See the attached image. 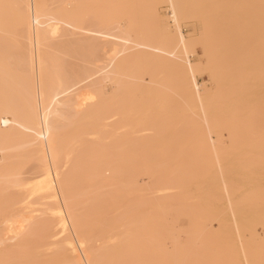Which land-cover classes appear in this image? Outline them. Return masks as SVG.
I'll list each match as a JSON object with an SVG mask.
<instances>
[{"label":"bare ground","instance_id":"6f19581e","mask_svg":"<svg viewBox=\"0 0 264 264\" xmlns=\"http://www.w3.org/2000/svg\"><path fill=\"white\" fill-rule=\"evenodd\" d=\"M66 56L101 60L100 85L68 77ZM31 159L43 180H24ZM201 173L211 193L174 205ZM172 211L183 230H167ZM259 224L264 0H0V264H260Z\"/></svg>","mask_w":264,"mask_h":264},{"label":"rangeland","instance_id":"374dc122","mask_svg":"<svg viewBox=\"0 0 264 264\" xmlns=\"http://www.w3.org/2000/svg\"><path fill=\"white\" fill-rule=\"evenodd\" d=\"M164 12H165V14H169V12L168 11H166L165 9L163 10ZM190 19V20H189ZM193 19V20H192ZM124 21L123 22H125V19H123ZM197 23V24H196ZM196 24V25H195ZM196 26H198V27H196ZM182 30H183V33L187 36V37H190V38H197V34H199V31H200V26H199V24H198V22H196L195 21V19L194 18H186V19H184V21L182 22ZM199 30V31H198ZM198 32V33H197ZM198 43L197 42H195V45H194V47L192 48V50L190 51V53H189V58L191 59V61L192 62H197V65H199L198 63H200V61H201V63L204 65V62L203 61H205V58H204V53H203V48H202V46L199 44V45H197ZM98 50V51H97ZM96 50V55H98V56H96V57H101L100 59H102L103 61L105 60V62H106V59H103V57L104 56H106L104 53H103V50H101V49H97ZM99 50H101L102 52H100ZM196 50V51H195ZM74 55H76V53H74V52H72ZM104 54V55H103ZM201 55H203V56H201ZM107 57V56H106ZM106 57H104V58H106ZM203 59V60H202ZM200 60V61H199ZM64 73H66L65 71H67V73H68V77H70L71 78V76H75V74H77L76 72H78L79 73V75H80V71H82V70H85V75H83V76H81L80 75V77H83V79H84V81H82L81 82V84L83 85H87L86 83H89L90 85L93 83V82H97V81H100L98 78H100V77H98L100 74H101V71H98V70H100V64H101V60H100V63H99V61H98V63L96 62V65L94 66V64L93 65H91L90 63H83V62H81V61H79L76 57H68V56H66V58H64ZM97 64H99V66L97 65ZM102 65H103V62H102ZM101 65V66H102ZM201 66V65H200ZM98 69V70H97ZM109 69V68H108ZM87 70V71H86ZM84 71H82V73H83ZM87 72V73H86ZM90 74H91V76H90ZM197 75V80H198V82H199V84H200V86H201V88L202 87H205V88H207V89H210V87L211 86H213L212 85V81H211V79H210V76H209V74H208V72H207V70H199L197 73H196ZM71 75V76H70ZM89 75V76H88ZM145 78H146V80H148V76H145ZM98 83V82H97ZM97 83H93V84H97ZM102 84L104 83V91L109 95L110 93H112L113 91H115L116 89H118L119 88V86H118V84H115L114 82H111V81H109V80H106V81H104V82H101ZM88 84V85H89ZM78 86H81V85H79V84H77ZM89 85V87H90V89H91V86ZM98 86L100 85V82L97 84ZM95 86L96 85H92V89L91 90H95ZM88 87V88H89ZM94 87V88H93ZM96 89H98V87L96 88ZM89 90V89H88ZM226 131L227 130H223L222 131V133L221 134H227L226 133ZM224 134V135H225ZM223 136V135H222ZM226 136V135H225ZM224 137V136H223ZM227 138V136L226 137H224V138H222L225 142H226V139ZM228 141V140H227ZM33 160V161H32ZM38 163V161H36V160H34V159H31V160H29L28 162H26L25 163V165H24V167H23V169H22V176L25 178L24 180L25 181H27V179L29 180L28 182H36V181H40L41 179L43 180L44 179V177H45V175H43V173H45V171L43 172V170L40 168V163L39 164H37ZM39 165V167L37 166V165ZM35 166H37V167H35ZM224 166H226V163L224 164ZM228 166H229V164H228ZM227 166V167H228ZM194 167H196L197 168V166L196 165H194ZM200 167V166H199ZM230 167V166H229ZM38 171V173H37V171L35 170V169ZM35 170V171H34ZM23 172H25V173H23ZM35 172V173H34ZM33 173V174H32ZM37 174V175H36ZM39 174H42L41 176L39 175ZM37 177V179H36V177ZM201 175H203V177L205 178V179H207V180H205L204 178H202L203 180H202V183H201V181L199 182V185L201 184L202 186H203V183L205 184L204 186H205V191H203V187L201 186V188H199V191H196V189L195 190H193L194 189V187H196L197 185H194V184H196V183H198V182H195L196 180L198 181L199 180V177H202ZM30 176V177H29ZM144 176V177H143ZM22 177V178H23ZM35 177V178H34ZM148 177L147 175H142V178L140 177V183L141 184H145L146 182L147 183H149L150 181H151V179L149 178L148 180L146 179V178ZM30 178V179H29ZM198 178V179H197ZM31 179H33V180H31ZM36 179V180H35ZM143 179V180H142ZM147 181H146V180ZM201 179V178H200ZM192 182H191V181ZM190 180H188L187 182H186V184H185V192H186V197H182L181 195H178L179 197L178 198H180V201H173V203H175L174 205H178V203H181V201H183V202H185V203H187V204H193L192 202H193V200H194V203H196L197 201H195V200H197V196H196V194L198 195V193L199 192H201V196H205V193L204 192H206V191H208V193L210 194L211 192L209 191V188H211L210 187V183H209V180H208V178H206V174L205 173H201L200 174V176H198V177H191V179ZM205 180V181H204ZM146 181V182H145ZM149 181V182H148ZM204 181V182H203ZM188 182H190V184H191V187L189 186V183ZM146 183V184H147ZM194 183V184H193ZM207 183V184H206ZM188 184V185H187ZM209 185V186H208ZM192 189H190V188ZM208 187V188H207ZM197 189H198V187H197ZM194 191L193 192V194H191V191ZM203 192V193H202ZM195 193V194H194ZM208 193L206 194V195H208ZM185 194V193H184ZM157 195L159 196H161V193L160 192H157ZM157 195H156V193H154L153 194V197L154 196H156V197H154V198H158L157 197ZM188 195L190 196V197H188ZM159 196V197H160ZM183 198V200H181L182 198ZM195 196V197H194ZM199 197H200V194L198 195ZM188 197V198H187ZM188 199L187 201H186V199ZM196 198V199H195ZM184 199H185V201H184ZM192 199V200H191ZM177 202V203H176ZM219 204V203H218ZM222 204V203H221ZM176 217V218H175ZM181 217H182V220L180 221V219H181ZM186 217V218H185ZM178 218H180V219H178ZM169 221H171V222H169ZM167 221L165 222V223H167V224H165L166 225V228H167V230L169 229V230H172V229H175V230H177L176 228H181L182 227V229L181 230H183L184 229V225L186 226V224H187V219H188V217L186 216V215H179V216H177V214L175 213V212H170L169 214H168V217H167ZM179 221H177V220ZM175 220V222H173ZM210 220V221H209ZM208 220V222L206 223L207 224V226L209 227L211 224L213 225V227L215 226V227H217L216 226V224H217V221H213L212 219H209ZM173 222V223H172ZM186 223V224H183V223ZM175 223V224H174ZM182 224V226H180ZM171 225H174V227L173 226H171ZM218 225V224H217ZM256 229H257V231H259V232H257L258 234H261L262 232H261V230H264L263 229V227L261 228V225L259 224V225H257V227H256ZM259 229H261V230H259ZM180 230V229H179ZM180 232H182V231H180ZM264 232V231H263ZM167 234V231H164V236ZM182 234V233H181ZM184 235H185V233H183ZM182 234V237H184V235ZM264 233H262L261 235H260V237H262V235H263ZM16 260V259H15Z\"/></svg>","mask_w":264,"mask_h":264},{"label":"snow or ice","instance_id":"6c2138e0","mask_svg":"<svg viewBox=\"0 0 264 264\" xmlns=\"http://www.w3.org/2000/svg\"><path fill=\"white\" fill-rule=\"evenodd\" d=\"M3 7L7 8V7H10V6H9V5H3ZM15 7H20V5H15ZM32 7H33V6H32L31 4H29V5L26 6V8H27V10H28V22H29V23H32ZM39 7H43V6H41V5H37V8H39ZM35 23L38 25V24H39V19L35 20ZM53 23H55V22H53ZM53 34H55V29L53 30ZM188 69H189V71L192 73V76H193V78H194L196 71H198V68H197V67H194V66L191 65V64H189V65H188ZM59 101H60V97H59V96H53V98L51 99V104H50V106L47 108V110H46V112H45L44 120H43V123H44L45 125H47V123H48V117H49L50 115H56V114H57V113H55V112L53 111V109H54L55 107L58 106ZM4 123L7 124L8 121H4ZM26 131H32V130H31V129H26ZM34 134H35L37 137H39V135H40L39 130H36V131L34 132ZM57 239H59V237H57ZM69 247H71V245H69ZM79 247H80V248H83V247H84V244H81ZM247 264H256V262L250 260V261L247 262ZM260 264H264V259H262V260L260 261Z\"/></svg>","mask_w":264,"mask_h":264}]
</instances>
